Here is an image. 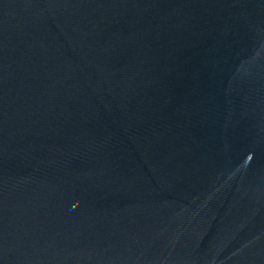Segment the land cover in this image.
Wrapping results in <instances>:
<instances>
[{"label":"water","instance_id":"1","mask_svg":"<svg viewBox=\"0 0 264 264\" xmlns=\"http://www.w3.org/2000/svg\"><path fill=\"white\" fill-rule=\"evenodd\" d=\"M0 264H264V0H0Z\"/></svg>","mask_w":264,"mask_h":264}]
</instances>
